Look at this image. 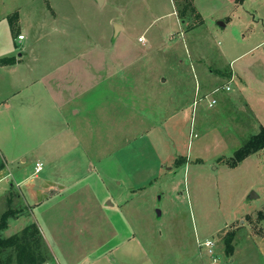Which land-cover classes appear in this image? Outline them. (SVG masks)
<instances>
[{
    "label": "rangeland",
    "instance_id": "374dc122",
    "mask_svg": "<svg viewBox=\"0 0 264 264\" xmlns=\"http://www.w3.org/2000/svg\"><path fill=\"white\" fill-rule=\"evenodd\" d=\"M192 6L199 20L192 13L182 23L177 0H0L2 92L20 90L24 105L36 106L31 93L46 91L40 79L53 64L67 68L62 82L73 89L53 122H46L49 98H40V122L24 130L17 147L27 152L4 174L25 170L16 191L24 183L41 186L52 180L50 164L58 157L72 173L70 186L85 192V215L93 216L80 230L72 208L22 203L23 213L7 220L2 237L35 223L46 264H63L51 233L58 229L72 250L95 243L101 251L116 239L111 228L121 220L155 264H233L225 236L249 224L261 233L264 150L235 168L226 162L264 127V0H194ZM21 32L26 39L19 42ZM19 53L16 72L3 70L1 61ZM48 108L53 115L54 102ZM37 161L43 171L33 178ZM87 162L106 187L87 175ZM7 180L11 188L14 180ZM96 200L107 205L105 217L92 209ZM15 206L0 199V216ZM205 240L215 242L216 261L198 247ZM9 251L4 262L11 254L16 264ZM257 260L264 264L262 256Z\"/></svg>",
    "mask_w": 264,
    "mask_h": 264
},
{
    "label": "crops",
    "instance_id": "0c3cea01",
    "mask_svg": "<svg viewBox=\"0 0 264 264\" xmlns=\"http://www.w3.org/2000/svg\"><path fill=\"white\" fill-rule=\"evenodd\" d=\"M18 23H20V21ZM19 34L24 35L22 32ZM21 56L22 53H19L18 56L13 57L15 59L14 64L2 65V69L9 72H16L21 63ZM187 57H190V54L187 55ZM52 66L53 68L46 71L42 79H40V84L44 86V89L46 91L43 92L41 89H38L39 91H33L31 93L34 98L39 99V101L36 100V106L24 105V103L26 104L27 102H22V100L20 99L23 96V93L20 90L13 89L11 91L2 92L3 89H0V159L3 162V166H5V168H0V199H3L5 201L11 199L12 204H18L19 206H15L16 208L14 209L21 211L19 215L23 213V206L25 205V203L29 207L33 206V208L38 209L45 201L50 200L52 201V203H54L53 206L55 205V207H64V209L72 208L74 209V211H76L73 212L74 216L82 221V223H78L79 229L81 230L83 227L82 225L87 224L91 217L93 218V216L91 214L85 215L84 211L87 210V205H85L86 200H84L83 202V198H85V192L81 189H75L70 186L69 179L71 178L72 173L70 170L65 168L63 164H60V160H58V157H55V159L53 158V161L51 159L52 162L50 164V173L52 174V180L44 179L41 186H35L31 183H24V187L22 188V186H18L19 191H16L15 189H13L14 184L16 186L21 185L23 183V180H18L17 182L15 181L17 179H20L24 175L25 170H22L19 174L16 173L15 175H13L10 171L9 174H4V169L6 171V169H9L11 165L20 163V158L24 155V153L27 152L23 147L22 149H17V147L20 146L19 139L26 136L24 130L27 127H31L32 125L34 126L35 123L40 122V118L38 116H41L42 114L38 112V115L36 111H42V103L45 104V101H40V98L43 99L47 96L50 100V105L45 106L44 109L46 112L45 115L48 114L46 115V122H48L49 119L53 122V116L54 118H56V114L57 112H59V109L63 108L64 110L65 104H67V101H65V99L70 97V94L68 92H70L69 90L73 89H71L67 84V79L66 82H64L65 85H62L64 84L62 82L63 75L60 74H64L65 71L67 72V68L65 69L64 67V69L62 70V66L58 64H53ZM37 79L35 80V82H38ZM24 82L25 80H21L19 84L24 86V84H22ZM43 82H48L49 85H45ZM53 102L55 104V110L54 114L52 115L51 111L49 110L50 108L48 107L53 106ZM67 129L68 127L65 128L66 132L63 134V138L65 139V141H67L66 139L68 138L69 134ZM70 130L71 128L69 127V132H72ZM22 161L25 160L23 159ZM90 163L91 162H87V165H89V170L86 171L87 175L94 176L100 185L106 187V183L100 180V176L95 166L90 165ZM37 164H40L42 166V170L39 173H36L34 167L33 178H37V175L43 171V165L41 164V162L37 161L35 163V166ZM6 176H10L14 180L10 186L11 188L6 187V182H8ZM22 203L23 206H21ZM93 203L95 204H93L92 209L99 211L101 210L102 216L105 217L103 215V212L107 205H105V203L96 204L98 203L97 200ZM261 211L263 210H260L258 212ZM246 215H249V213H247ZM103 220H105V218H103ZM56 225L57 223H54L52 227L55 228ZM245 225L246 222L242 221L241 227L244 228ZM262 225L263 227L261 228L260 234H253V231L249 229L250 224L249 227L246 226L245 229H239L237 232L235 231L236 233L234 232L236 239L234 238L233 241V254L230 256L225 255L227 259L232 260L231 263L234 264V262L236 261L239 263V256H241L242 264H245V259H247L250 264H259V261L257 260L259 255L264 259V221ZM111 229L112 230L110 233L112 237L116 239L112 241L108 248L102 249L101 251H99L98 245L95 243L92 245V248L88 247L87 249L86 247L84 249L80 246L77 248V250H72V245L69 244L70 242H67L65 246L67 248H65L63 246V239L59 238L58 229L56 230V233L54 235L51 233L50 236L52 235L51 240L54 243V248L59 254V257H62V259L64 260L63 264H155L151 259L153 256L142 247L135 234L127 231L128 228L126 223L121 224L120 220V224ZM53 230L54 229H52L51 232H53ZM20 231H18L17 233H19ZM238 232L241 233V236H239L240 234ZM60 233H62V229L60 230ZM159 258H162V256L159 255Z\"/></svg>",
    "mask_w": 264,
    "mask_h": 264
},
{
    "label": "trees",
    "instance_id": "16d2710c",
    "mask_svg": "<svg viewBox=\"0 0 264 264\" xmlns=\"http://www.w3.org/2000/svg\"><path fill=\"white\" fill-rule=\"evenodd\" d=\"M194 0H177L178 6L182 5L178 10L179 18L182 23H185L189 14H194V19L199 20L200 15L195 13L192 6ZM239 1V0H236ZM182 2V3H181ZM194 28V27H193ZM192 29V28H191ZM2 65H13L15 59L9 58L1 61ZM264 150V127H260L259 132L256 135L245 142L239 149H237L233 155L226 162L229 168L237 167L243 160L258 151ZM8 205L12 204L11 199L7 201ZM21 211L15 210L9 207L0 216V264H10L11 254L7 256L6 262H4L3 254L7 251L12 252L15 256L16 264H45L49 260L47 247L43 241L41 233L35 223L27 225L19 233H16L10 237H2V233L7 228V220L9 218H15L20 214ZM258 218L264 219V212L258 213ZM234 233H228L224 238L225 253L227 256L233 254Z\"/></svg>",
    "mask_w": 264,
    "mask_h": 264
},
{
    "label": "built area",
    "instance_id": "2783aa9c",
    "mask_svg": "<svg viewBox=\"0 0 264 264\" xmlns=\"http://www.w3.org/2000/svg\"><path fill=\"white\" fill-rule=\"evenodd\" d=\"M17 39L20 42L24 39V36L18 35ZM141 41H142V39H141ZM226 90L229 91L230 90L229 87H226ZM215 103H216V101L212 100L211 102H209V105L212 107ZM41 170H42V166L40 164H37L36 165V173H39ZM197 244H198V247L200 249H204L203 251L207 255H209L211 258H213L215 256V252H214L215 242H213L212 240H205L201 243L197 241ZM213 259L216 261L215 258H213Z\"/></svg>",
    "mask_w": 264,
    "mask_h": 264
},
{
    "label": "water",
    "instance_id": "95a60500",
    "mask_svg": "<svg viewBox=\"0 0 264 264\" xmlns=\"http://www.w3.org/2000/svg\"><path fill=\"white\" fill-rule=\"evenodd\" d=\"M102 2H103V0H98V4H99V5H101ZM119 28H120L119 25H117V24L114 25V29H115L114 31H115V32H117V31L119 30ZM252 194H253V193H252ZM252 194H251V196H250V199H252Z\"/></svg>",
    "mask_w": 264,
    "mask_h": 264
}]
</instances>
